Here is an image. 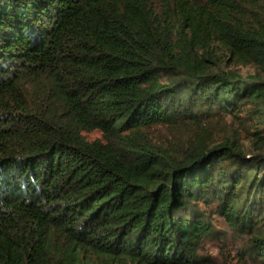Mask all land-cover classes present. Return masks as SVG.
<instances>
[{"label": "trees", "instance_id": "16d2710c", "mask_svg": "<svg viewBox=\"0 0 264 264\" xmlns=\"http://www.w3.org/2000/svg\"><path fill=\"white\" fill-rule=\"evenodd\" d=\"M213 215L264 264V0H0V264H220Z\"/></svg>", "mask_w": 264, "mask_h": 264}, {"label": "rangeland", "instance_id": "374dc122", "mask_svg": "<svg viewBox=\"0 0 264 264\" xmlns=\"http://www.w3.org/2000/svg\"><path fill=\"white\" fill-rule=\"evenodd\" d=\"M232 68H234L238 73L242 75H246L249 72H251V68L249 66L245 65H233ZM89 138H94L99 136L98 132H91L87 134ZM202 206V205H201ZM213 205H210L208 209H212ZM213 224H215L218 228H220L225 233V243L224 248L216 249L215 247H210V251L213 252V254L216 255L217 261L222 264V259L228 258L229 256H234V261L236 258V253L238 252V241L236 238L226 229V227L221 223L219 220V217L217 215H213ZM216 245V243H213ZM229 261V260H228ZM233 261V262H234Z\"/></svg>", "mask_w": 264, "mask_h": 264}]
</instances>
